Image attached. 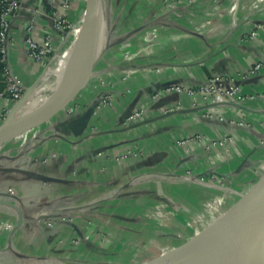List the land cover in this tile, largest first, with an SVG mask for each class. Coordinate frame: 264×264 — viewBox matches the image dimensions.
Here are the masks:
<instances>
[{"label": "rangeland", "instance_id": "obj_1", "mask_svg": "<svg viewBox=\"0 0 264 264\" xmlns=\"http://www.w3.org/2000/svg\"><path fill=\"white\" fill-rule=\"evenodd\" d=\"M156 1L160 3L159 13L164 15L163 22L175 27L173 23L175 21L170 19L172 15L182 27V30L177 28L178 33L199 35V29L195 28L193 16L194 9L201 0H103L105 26L106 23L110 24L112 16H114V23L119 19V15H126L128 20L140 17L139 48L119 47L117 49L119 58L125 62L131 63L144 57L149 50L153 49V44L158 40L160 28L144 22L143 15L158 11L153 5L157 3ZM204 1L209 2L207 6L209 12L206 13L207 17L202 24L204 27H214L216 26L214 16L220 13L221 8L218 4L219 0ZM238 1L232 0L228 12L236 13ZM242 3L249 5L247 11L249 16L241 24L246 27L254 25L255 29H264V21L252 22V18L264 12V0H243ZM76 24L78 23L68 24L70 28L67 34L69 35L63 40L59 49L55 47V53L69 44L74 36L73 30ZM135 24L137 23L132 25L130 22L123 21L122 24L119 23L117 29L122 28V25L124 27L132 25L131 28H135ZM230 25L231 27L238 25L236 17L230 21ZM163 27L169 29L165 25ZM113 28L116 29L115 26ZM255 34V31H252L247 37H254ZM96 66L92 77L95 76ZM128 68L121 77L124 82L134 73L131 67ZM104 74L102 72L97 76V82L100 85H105ZM41 77L42 75L32 88L24 89V101L30 92L49 84L50 81H44ZM232 78L239 81L238 86L243 82L240 75ZM89 81L79 93L82 94L88 89ZM40 95L48 96L49 93L42 89ZM78 96L79 94L62 111L43 122L44 124L17 134L4 144L17 145V153L22 151L20 147L27 146L30 150L44 147L46 160H51L59 156L52 147L59 141L66 143L74 151L73 148L77 149L75 147L79 146L78 144L81 149L86 148L90 141H98L111 134L130 136L131 131L139 127L138 123L127 122V118L133 113L130 112L128 117L120 121L114 129L99 128L95 124L101 118L98 115L102 109L113 107L112 99L102 94L96 102L90 105L91 108L89 106L82 108L83 106L78 104ZM24 101L17 109L13 108L5 113L0 125L7 118L20 116L25 110H22ZM228 101L230 99L226 102ZM243 103L245 101L238 104ZM89 108H93L92 115L78 138L72 139L70 134L73 133L67 125H64L65 134L58 132L57 125L61 118L66 119L73 113H79L80 118L90 110ZM183 111L180 103L176 102L169 106L163 114L169 116ZM140 113H143L144 118L140 121L147 124L146 114L141 109ZM218 119L236 127L248 128L244 122H237L233 119L228 121L222 117ZM233 140L232 136L211 139L200 133H193L176 140L175 146L184 156L179 158L177 163L172 165L174 162L172 159L164 160V158L161 167L155 172L145 169L139 173L130 174L126 180L109 189L98 188L90 191L80 182V184L74 183L75 187L70 191H64L63 182L47 180L42 182L44 190L39 197H27L17 189L16 182L9 181V179L0 182V257L11 256L15 264H37L35 261L42 264L169 263L172 260L169 259L171 257H167L174 253L167 252L180 248L194 237L198 238L197 241H203L205 239L203 231L211 223H215L219 217L224 218L225 214L242 202L244 197L255 190L259 182L263 180L264 152L258 161L253 158V154L251 155L253 149L240 150L241 161L237 171L235 168L226 173L217 170L218 165L215 160L218 150L224 149L229 153L228 146L234 143ZM261 146L264 148V142ZM106 151L104 148H92L88 152V157L90 160L98 157L109 159ZM201 151H203L202 154ZM135 155L136 153L130 149L123 156L117 157V160ZM122 185L125 189L119 192ZM122 192L125 195L123 197H121ZM260 203H264V198ZM26 210L29 214H34L33 220L27 224V227L23 226V220L25 222V217H27L23 212ZM40 210H45L47 213H39ZM46 237H48L47 244H43ZM207 242L206 238L204 243ZM1 262L0 264H10L7 261Z\"/></svg>", "mask_w": 264, "mask_h": 264}, {"label": "crops", "instance_id": "obj_2", "mask_svg": "<svg viewBox=\"0 0 264 264\" xmlns=\"http://www.w3.org/2000/svg\"><path fill=\"white\" fill-rule=\"evenodd\" d=\"M242 1H238V9L233 17H230L228 10L232 0H219L220 13L214 16V20L220 29L209 33V29L213 27H204L202 24L207 17L206 13L209 12L207 8L209 2L201 0L194 9L193 16L199 35L178 33L177 28L182 30V27L172 15L170 19L175 21L173 22L175 27L163 22L164 15L159 13L160 3L156 1L157 3L153 5L158 11L143 15L144 22L160 28L159 38L147 55L131 63L120 59L117 49L139 48L140 17L128 20L126 15H119L114 25V16H112L110 24L106 23L105 27L104 54L97 63L95 76L90 79L88 89L82 94L79 93L78 104L83 106L82 108L88 106L91 108L90 105L102 94L112 99L113 107L102 109L98 115L101 118L95 124L99 128L114 129L127 111L135 112L140 109L146 114L147 124L139 121V127L131 131L130 136L111 134L98 141H90L86 148L81 149L78 144L79 146L75 147L77 149L73 148L74 151L66 143L59 141L52 146L59 156L51 160H46L44 147H36L35 150H30L27 146L20 147L22 151L17 153V145L6 143L0 148V182L7 179L16 182L17 189L27 197H39L44 190L42 182L47 180L63 182L64 191H70L75 187L74 183L80 184V182L90 191L98 188L109 189L126 180L130 174L145 169L155 172L161 167L164 158V160L172 159L174 161L172 165L177 163L179 158L184 156L175 146L176 140L193 133H200L211 139H222L225 136L234 138V143L228 146L229 153L221 149L216 155L217 170L222 173L230 172L234 168L235 171L238 170L242 149L244 151L253 149L251 155L253 154V158L259 161L264 152L261 146L264 142V73L251 76L240 84L243 95L255 97L253 100H245L241 105L236 103L235 99L218 105L207 104L198 99L193 104L186 94L178 95L174 92L162 91L164 87L172 85L197 89L207 83L211 77H236L246 73L255 63L264 64V29L241 24L249 16L247 14L249 5ZM65 2L68 4L66 9L63 8ZM84 11L85 0H20V10L10 21L6 43V68L23 89L32 88L44 71L40 64L33 63L28 58L26 39L32 38L36 42H41L49 36L53 45L59 49L63 41L53 27V17L60 15L68 23H78L76 26H79L82 25L80 21ZM235 17L238 25L231 27L230 21ZM123 21L132 25L137 24L135 28H131L132 25L125 26L127 28L122 25L123 27L118 30L119 23L122 24ZM262 21H264V12L252 18L254 23ZM163 25L169 29H164ZM114 26L116 29L113 28ZM28 28H30L29 33ZM252 31L256 33L254 37H247ZM130 67L134 73L124 82L121 77L124 76L125 69ZM102 72L105 73V85L97 82V76ZM3 77L0 66V123L2 116L15 107V104L6 97ZM176 102L180 103L184 111L169 116L164 115V111ZM79 115L73 113L66 119L61 118L58 121L61 125H57L58 132L65 134L64 125L69 127L71 123L74 124ZM219 117L228 121L233 119L244 122L248 128L236 127L226 121H220ZM94 118L93 120L96 121ZM70 135L73 140L78 138L73 134ZM92 148L106 149L109 159L98 157L90 160L88 152ZM130 149L136 153L135 156L117 160V157L123 156ZM103 186L106 188H102ZM124 189L122 185L119 192ZM123 196L125 195L122 192L121 197ZM23 213L27 215L25 222L23 220V226L27 227V224L33 220L34 214H29L27 210ZM39 213L43 214L47 211L40 210ZM47 240L48 237L43 244H47ZM3 261L15 264L11 256L0 257V262L4 263Z\"/></svg>", "mask_w": 264, "mask_h": 264}, {"label": "water", "instance_id": "obj_3", "mask_svg": "<svg viewBox=\"0 0 264 264\" xmlns=\"http://www.w3.org/2000/svg\"><path fill=\"white\" fill-rule=\"evenodd\" d=\"M101 12V0H85V11L82 17V22H84L82 42L83 47L87 51L90 50L95 32L100 25ZM102 15L104 18L103 13ZM105 48L104 44V50ZM104 50L96 62L86 64L85 74L83 70L80 73L78 72L75 76L72 90L60 93L51 105L41 110L39 114L35 112L26 117L7 118L0 125V146L11 137L38 127L68 106L92 77L93 69L103 56ZM69 69L70 67L68 66L65 75H67ZM24 97L15 105L14 110L21 106L22 101L25 99ZM92 111L93 108L78 118L74 124L71 123L69 125L74 136L78 137L83 133L90 120ZM130 112L127 111L123 115L122 120H125ZM263 198L264 178L259 182L255 190L246 195L242 202L235 205L230 212L225 214L222 220V224H225V226L219 232L213 250L206 257L203 264H264V203L259 208L256 207ZM248 203L252 206L243 210ZM237 217H240V225L232 221ZM19 223L20 220L18 221ZM197 240L198 238L194 237L180 248L175 249V253L167 257H171L169 258L172 260L170 261L172 262L171 264L181 263L184 258L183 255L199 244Z\"/></svg>", "mask_w": 264, "mask_h": 264}, {"label": "built area", "instance_id": "obj_4", "mask_svg": "<svg viewBox=\"0 0 264 264\" xmlns=\"http://www.w3.org/2000/svg\"><path fill=\"white\" fill-rule=\"evenodd\" d=\"M63 8H68L67 2L64 3ZM19 10L20 0H0V66L2 67L4 76L5 91L7 93L6 97L8 101L13 103L22 99L24 96V89L6 68V43L9 36L10 21L17 15ZM68 24V21L60 15H55L53 17V27L60 34L61 41L68 36L67 31L70 28ZM27 32H30V28L27 29ZM26 45L27 55L30 61L40 64L44 70L48 67L57 53H55V46L49 36H46L41 42H36L32 38H27ZM260 73H264V64L255 63L249 68L247 73L240 75V78L241 81H246L249 77H253ZM238 82L237 79L232 77H211L207 83L197 89L184 85H172L162 91L174 92L178 95L186 94L191 98L193 104H195L198 99L211 105L222 104L229 99H235L236 103L245 100H253L255 98L254 96L241 95ZM142 118L143 113L135 111L127 118V122L137 124Z\"/></svg>", "mask_w": 264, "mask_h": 264}, {"label": "bare ground", "instance_id": "obj_5", "mask_svg": "<svg viewBox=\"0 0 264 264\" xmlns=\"http://www.w3.org/2000/svg\"><path fill=\"white\" fill-rule=\"evenodd\" d=\"M101 10L102 12L100 15V25L95 32L90 50L87 51L85 50V47H83V42H82L83 25L76 26L75 29L73 30L74 36L70 40L69 44L65 46L62 50L57 52L56 56L53 58L51 63L48 65V67L44 70L42 74V77H41L42 80L50 81L49 84L44 86L43 88L36 89L28 94L22 106V110L24 109L25 110L20 115L21 117H26L35 112L39 114L41 110L50 106L53 100L60 93L72 90L74 79H75V76L78 74V72L80 73L83 70L85 74L86 64H88L89 62L90 63L96 62L99 59V57L102 54V51L104 50L105 31H106L105 30V27H106L105 20L103 21V15H102L103 0H101ZM233 13L234 12L229 11V16L233 17L234 15ZM219 29H220L219 26H215L209 30V33L217 32ZM68 66L70 67V69L67 72V75H65ZM42 89L47 91L49 95L48 96L40 95V91ZM27 107L28 109H26ZM16 118H19V116ZM261 205L262 203L259 202L256 205V207L259 208ZM251 206L252 205L248 203L247 205H245L243 210L246 208L249 209ZM216 217H218V215H216ZM219 218L215 223L213 224L211 223V225L208 226L203 231L205 234V239L203 241H198L199 244L194 249L190 250L189 252L183 255L184 258L181 261L182 264H203L204 263L206 257L213 250V247H214V244L216 243V239L219 235V232L225 226V224H222L223 216L220 219ZM239 218L240 217H237L235 219L232 218L233 219L232 221H235L236 223L239 224V220H240ZM206 238L208 239V242L204 243L206 241ZM175 251L176 250H172L167 253H175Z\"/></svg>", "mask_w": 264, "mask_h": 264}]
</instances>
